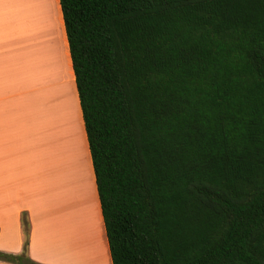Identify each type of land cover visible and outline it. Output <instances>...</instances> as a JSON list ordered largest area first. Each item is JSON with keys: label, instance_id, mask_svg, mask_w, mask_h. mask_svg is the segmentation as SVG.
I'll return each mask as SVG.
<instances>
[{"label": "trees", "instance_id": "16d2710c", "mask_svg": "<svg viewBox=\"0 0 264 264\" xmlns=\"http://www.w3.org/2000/svg\"><path fill=\"white\" fill-rule=\"evenodd\" d=\"M59 3L111 263L264 264V0Z\"/></svg>", "mask_w": 264, "mask_h": 264}, {"label": "crops", "instance_id": "0c3cea01", "mask_svg": "<svg viewBox=\"0 0 264 264\" xmlns=\"http://www.w3.org/2000/svg\"><path fill=\"white\" fill-rule=\"evenodd\" d=\"M23 215L34 262L112 264L59 0H0V252Z\"/></svg>", "mask_w": 264, "mask_h": 264}, {"label": "bare ground", "instance_id": "6f19581e", "mask_svg": "<svg viewBox=\"0 0 264 264\" xmlns=\"http://www.w3.org/2000/svg\"><path fill=\"white\" fill-rule=\"evenodd\" d=\"M52 2V1H51Z\"/></svg>", "mask_w": 264, "mask_h": 264}]
</instances>
